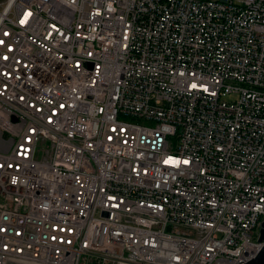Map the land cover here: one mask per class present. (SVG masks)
I'll use <instances>...</instances> for the list:
<instances>
[{
  "label": "built area",
  "instance_id": "1",
  "mask_svg": "<svg viewBox=\"0 0 264 264\" xmlns=\"http://www.w3.org/2000/svg\"><path fill=\"white\" fill-rule=\"evenodd\" d=\"M263 221L264 0H0V264H246Z\"/></svg>",
  "mask_w": 264,
  "mask_h": 264
},
{
  "label": "water",
  "instance_id": "2",
  "mask_svg": "<svg viewBox=\"0 0 264 264\" xmlns=\"http://www.w3.org/2000/svg\"><path fill=\"white\" fill-rule=\"evenodd\" d=\"M258 240L264 243V221L261 224ZM246 264H264V244L256 257Z\"/></svg>",
  "mask_w": 264,
  "mask_h": 264
}]
</instances>
